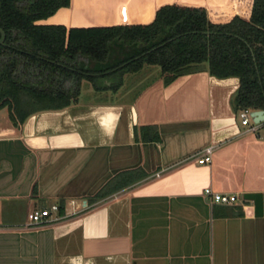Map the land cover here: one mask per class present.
Wrapping results in <instances>:
<instances>
[{"label":"crops","instance_id":"0c3cea01","mask_svg":"<svg viewBox=\"0 0 264 264\" xmlns=\"http://www.w3.org/2000/svg\"><path fill=\"white\" fill-rule=\"evenodd\" d=\"M229 1L70 0L36 24H148L166 4L202 7L224 23ZM210 77L159 79L128 101L79 100L19 127L1 114L0 264H264V124L241 126L236 84ZM145 125L158 141L141 140ZM208 145L211 162L197 164L193 154ZM132 169L146 176L95 198ZM207 187L238 199L212 203ZM52 205L63 213L30 223V212Z\"/></svg>","mask_w":264,"mask_h":264},{"label":"trees","instance_id":"16d2710c","mask_svg":"<svg viewBox=\"0 0 264 264\" xmlns=\"http://www.w3.org/2000/svg\"><path fill=\"white\" fill-rule=\"evenodd\" d=\"M70 0H0V110L13 126L34 113L76 104L81 81L115 92L123 75L159 68L164 85L206 70L235 77L232 110H264V0H230L233 17L211 22L202 7L160 6L148 24L72 27L36 24ZM142 141H158L155 126L140 127ZM141 169L109 180L95 198L144 178ZM59 214L63 213L58 205Z\"/></svg>","mask_w":264,"mask_h":264},{"label":"rangeland","instance_id":"374dc122","mask_svg":"<svg viewBox=\"0 0 264 264\" xmlns=\"http://www.w3.org/2000/svg\"><path fill=\"white\" fill-rule=\"evenodd\" d=\"M161 79L159 68L156 66H144L142 70L134 74L123 75L122 85L115 91L96 92L89 81H81L78 101L95 104L102 100H114L118 102L128 101L138 92ZM163 82V81H162ZM0 112L5 113L7 108Z\"/></svg>","mask_w":264,"mask_h":264},{"label":"built area","instance_id":"2783aa9c","mask_svg":"<svg viewBox=\"0 0 264 264\" xmlns=\"http://www.w3.org/2000/svg\"><path fill=\"white\" fill-rule=\"evenodd\" d=\"M251 110L241 109L237 111L236 115L241 126L247 128L248 131H255L259 125L264 124L263 121L253 122L251 117ZM264 115V110H263ZM214 146L208 145L193 154V158L199 165L209 164L212 160ZM203 195L207 197L212 203L233 204L238 199L237 195H226L213 192L209 187L203 189ZM51 212H58V205H52L49 209H35L28 214V219L31 224H41L45 220H49Z\"/></svg>","mask_w":264,"mask_h":264},{"label":"water","instance_id":"95a60500","mask_svg":"<svg viewBox=\"0 0 264 264\" xmlns=\"http://www.w3.org/2000/svg\"><path fill=\"white\" fill-rule=\"evenodd\" d=\"M4 38H5V34H4L3 30L0 28V44L3 43ZM184 76H187V75H184ZM184 76H181V77H184ZM210 79L212 81L217 82L218 84H226V83H231L232 82V83H235L236 84L235 89H237V87H238V79L235 78V77H230V78H226V79H217V78L211 76ZM109 109H112V108H109ZM118 109L119 108H116V110H118ZM61 113L62 112L55 113V114L60 115ZM40 115L41 116H45V115H47V113L46 114L43 113V114H40ZM251 117H252V121L253 122L263 121V119H264L263 110H255V111H252L251 112ZM31 119H33V117H31L30 120ZM115 119H116V117H115ZM112 127H113V125H111L110 128H112ZM51 138L52 137H50L49 139H51Z\"/></svg>","mask_w":264,"mask_h":264}]
</instances>
